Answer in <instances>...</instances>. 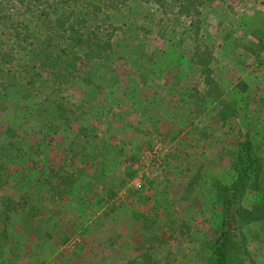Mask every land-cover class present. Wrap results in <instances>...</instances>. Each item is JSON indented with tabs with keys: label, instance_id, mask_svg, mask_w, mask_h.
Returning <instances> with one entry per match:
<instances>
[{
	"label": "rangeland",
	"instance_id": "1",
	"mask_svg": "<svg viewBox=\"0 0 264 264\" xmlns=\"http://www.w3.org/2000/svg\"><path fill=\"white\" fill-rule=\"evenodd\" d=\"M159 15L154 5L138 1L112 15L118 30L115 62L101 73L106 89L75 88L69 96L85 106L81 118L92 136L72 164L88 191L55 204L22 180L18 189L7 188L29 204L0 239V264H143L147 250L153 264H201L202 237L220 221L211 182H230L233 154L247 134L264 155V0H210L203 10L202 37L216 60L212 77L235 111L224 123L215 105L201 100L204 86L190 62L186 22H173L162 39ZM139 60L149 68V88L139 84ZM106 90L113 94L104 99ZM42 99L41 93H10L0 100L7 107L0 110V139L12 128L13 142L24 146L9 152L8 168L33 185L43 178L38 174L66 159L79 127L76 122L69 133L45 135L44 121L37 125L41 117L23 118ZM32 206L41 211L29 227L21 212ZM245 232L248 264H264V225Z\"/></svg>",
	"mask_w": 264,
	"mask_h": 264
},
{
	"label": "trees",
	"instance_id": "2",
	"mask_svg": "<svg viewBox=\"0 0 264 264\" xmlns=\"http://www.w3.org/2000/svg\"><path fill=\"white\" fill-rule=\"evenodd\" d=\"M134 1L156 7L161 16L156 20V34L162 39L171 34L173 22H186L183 36L193 42L190 62L204 86L202 102L215 105L216 117L222 123L235 113L224 99V86L212 77L216 61L213 46L202 37L203 10L210 0H0V100L10 93H41L43 99L31 108L33 114L26 113L23 118L41 117L37 125L44 121L45 135L69 133L73 124L79 123L68 150H64L68 158L48 173L38 174L43 178L39 182L36 179L34 185L26 181V176L17 177L10 172L9 152L24 146L13 142L16 132L12 128L5 130L0 139L3 144L0 147V239L7 238L11 218L29 204V200L23 203L6 192L7 188L18 189L20 180L42 190L44 199L55 204L74 195L76 190L79 194L88 191L87 181L80 173L76 174L78 169H72V164L84 149L83 140L92 136H88L90 131L81 118L85 106L82 102L72 103L69 96L75 88L106 89V84L101 86V73L110 71L115 62L113 39L118 30L112 15ZM181 40L185 39L181 37ZM137 67L141 70L139 84L148 87V66L139 60ZM110 78L113 83L117 82L116 76ZM104 92V99L113 94ZM6 108L0 102V110ZM53 117L57 118L56 122ZM231 170L229 183L214 180L210 184L220 209V221L202 237L201 264H248L250 254L245 230L251 225H264L263 148L249 134L238 143ZM38 210L41 208L32 206L27 212H21L29 227ZM141 259L143 264H153L148 250Z\"/></svg>",
	"mask_w": 264,
	"mask_h": 264
},
{
	"label": "built area",
	"instance_id": "3",
	"mask_svg": "<svg viewBox=\"0 0 264 264\" xmlns=\"http://www.w3.org/2000/svg\"><path fill=\"white\" fill-rule=\"evenodd\" d=\"M158 165V164H157Z\"/></svg>",
	"mask_w": 264,
	"mask_h": 264
}]
</instances>
